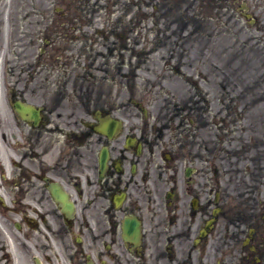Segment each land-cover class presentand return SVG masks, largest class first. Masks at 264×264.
<instances>
[{
  "label": "rangeland",
  "instance_id": "rangeland-1",
  "mask_svg": "<svg viewBox=\"0 0 264 264\" xmlns=\"http://www.w3.org/2000/svg\"><path fill=\"white\" fill-rule=\"evenodd\" d=\"M226 1L0 0V121H7L5 92L10 86L43 105L56 117L54 123L63 124L65 118L74 122L68 119L71 113L74 119L90 117L85 111L100 105L123 111V132L142 128L162 141L158 132L167 134L178 127L182 132H177V139L184 145L179 159H185L178 179L182 180L184 165L194 164L195 174L200 171L194 174L195 184L206 191V199L213 196L217 183L221 194L228 192L230 216L243 226L239 218L258 211L264 190V59L251 61L264 56V0ZM243 1L258 18L252 27L239 21L235 12ZM62 5L65 9H56ZM102 5L113 12L101 13ZM119 22L122 28L115 26ZM184 116L191 121L190 128L188 121L182 127ZM229 120L231 124L224 123ZM61 128H55L59 138L64 135ZM67 128L71 136H85L76 123ZM5 143L0 139V178L5 174L11 180L16 173L7 161ZM100 145L94 136L92 150L87 151L94 175ZM69 146L85 159L79 142L73 139ZM45 150L43 159L50 164L57 153ZM143 154L142 161L154 162L152 175L158 190L164 184L163 192L167 169H159L162 158L147 148ZM84 159L68 158L63 164ZM213 168H218L217 174ZM252 200L254 210L249 206ZM223 231L222 227L220 236L227 240V248L233 249L229 243L242 239L234 227ZM238 253L233 251V259L229 255L222 264H234Z\"/></svg>",
  "mask_w": 264,
  "mask_h": 264
},
{
  "label": "flooded vegetation",
  "instance_id": "flooded-vegetation-1",
  "mask_svg": "<svg viewBox=\"0 0 264 264\" xmlns=\"http://www.w3.org/2000/svg\"><path fill=\"white\" fill-rule=\"evenodd\" d=\"M11 97L13 101L24 99L22 94L13 93ZM7 115L4 126L8 130L11 147L25 151L23 158L38 149L36 135L40 128L49 127V130H45L44 148L54 146L52 131L57 125L55 122L50 127L52 117L47 119L44 116L39 126H30L22 122L13 110ZM69 145L59 150L61 155L56 162L49 165L42 163L39 170L33 172L22 169V182L18 184L20 189L11 198L12 203L18 205L15 209L21 212V233L12 228L9 230V238L24 257L33 258L34 254L42 252L44 264H90L88 253L95 251L101 255V264H129L124 258L125 243H113L121 237L122 220L127 215H135L141 222V235L146 239L144 245L154 253L151 264L161 263L159 252H165L171 262L183 264L188 261L181 253L186 251V239L191 228L196 226V219L199 216L204 218V204L197 205L191 211L189 202L183 196H175L171 201L157 197L158 185L151 180L150 173L145 171L141 184L126 178L120 182L125 199L116 206L113 196H109L115 188V162L111 160L102 187L96 189L93 179L88 177V169H92V158L87 149L84 150V159ZM62 157L72 162L74 158L84 159L85 169H82L83 164L80 167L75 164L64 165L60 160ZM52 182L63 186L69 200L75 205V215L71 219L62 213L59 202L51 196L47 186ZM99 201L103 202L102 207ZM179 221L183 222L180 228ZM50 237L59 239V246L52 247V243L47 245ZM108 242L112 244L105 245ZM83 244L86 247H82ZM61 251L65 253L62 261L58 260L61 259ZM92 263L98 264L95 259Z\"/></svg>",
  "mask_w": 264,
  "mask_h": 264
}]
</instances>
